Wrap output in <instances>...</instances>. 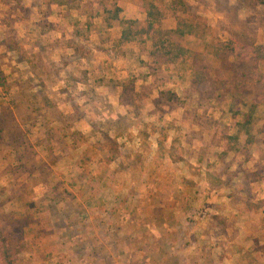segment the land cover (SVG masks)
I'll return each mask as SVG.
<instances>
[{
  "label": "crops",
  "instance_id": "obj_1",
  "mask_svg": "<svg viewBox=\"0 0 264 264\" xmlns=\"http://www.w3.org/2000/svg\"><path fill=\"white\" fill-rule=\"evenodd\" d=\"M84 4L87 5V8H83ZM97 5L94 2L86 3L85 0H0V31L2 33L0 40L11 36L16 42L21 44L25 54L30 55L32 59L44 61L50 67L53 65L51 57L58 51L63 53L57 54V60H55L61 61L60 63L56 62L61 66L57 69L45 71L39 67H30L20 58V53L14 50H6L3 47L6 54H14L17 62H24L26 65L25 71L22 73L18 72V70L13 72V75H17L14 78L16 83L20 81L18 79L25 77L28 80L26 87L29 91H43L45 94L49 91L55 92L53 97L48 95V98L43 100L49 106L44 107L43 114L48 113V110L51 109L50 113L56 111L57 116L50 117L47 114L48 118H45V122L55 125L53 126L55 130L63 131L65 127L60 128V124L66 121L72 124L71 130H80L93 141L99 139L102 133L105 132L115 137L121 145V150L124 151L123 156L105 165L95 158L93 163L95 168H91L90 172H86L85 178L81 177L78 180L81 188L77 189L78 192L76 194L74 193L71 197L61 194L63 198L51 196L50 202L56 201L67 206L68 198H70V203L75 201L82 206L84 203L89 202H94L96 205L103 204L104 199L98 198L100 193L103 192L102 190L113 186L119 177L122 176L124 178L125 174H131L132 172H138L139 175L143 174L141 181L140 178L138 180L139 185L143 182L145 173L150 172V179H155L156 182H153L154 186H159L162 182L158 183L156 177L162 168L158 167L155 163L157 161L153 159L154 156H156V159L159 155L161 156L159 148L161 149L162 146H165L166 149L170 146L174 147V151L181 154L186 160L187 167L185 169H188L190 167L189 164L194 165V163L186 157V153L181 149L182 144H179V141L185 140L186 152H192L193 155L197 154V156L204 158L208 154L205 150L208 146L204 142L205 136L210 135L212 131L210 126H205L203 121L194 120V117L201 118L202 116L199 115L206 113V116L208 115V117L212 118L214 116L208 114L211 108L220 107L221 105V111L222 108L226 110V107H228L227 110L229 111L230 106V103L222 100L223 97H221V101L215 99L219 92H213L205 96L194 89L191 83L193 74H190L192 70L191 68L187 69L185 64L188 57L184 61L158 66L147 54L148 51L144 52L143 47L138 45L137 47L135 45L129 46L130 43L118 44L119 46L114 49H102L97 46L99 44L96 40L98 35H101L100 38L102 39L103 35L106 36V33L107 35L110 34L109 31L112 28L118 27L119 32L117 35H113L118 41L121 32V26L116 22H111L110 26L107 27L105 22L106 13L104 11L107 8H102L99 11ZM117 6L120 8L118 15L121 19L135 20L145 17L144 12L139 13V7H136V9L133 5L125 3V0H118ZM96 25L104 30L99 32V29H95ZM88 26L89 29L85 30L86 32L82 35L79 27L86 28ZM93 38L95 39L94 41ZM82 43H87L85 45L89 46H81ZM81 47L85 49L84 54H80ZM65 51H67V54H64ZM191 55L189 54V56ZM191 60L193 61L192 57ZM188 72L190 80L188 84H185V87L173 88L172 86L171 88L170 81H177V79L182 81ZM229 73L231 72H226L228 75ZM179 89L181 92H179ZM166 91H170L173 94V98L168 99L163 93ZM194 96L196 97L195 100ZM225 96L227 97V95ZM79 103H81L80 108H78ZM68 107H70V110H68ZM145 107H150L149 111L151 114L148 116L144 114ZM52 108L55 110H52ZM75 108H77V113H75ZM239 109L241 113L246 112L242 108ZM190 111L193 112L192 117L189 114ZM40 116L42 115L40 114ZM239 116V114L236 116L230 114L228 117L225 113L224 116H221V119L218 118L213 121L217 127H221L223 139H225L222 142L223 155L226 156V154L230 153L233 155V162L223 164V172L218 176L223 183H220L219 186L213 185L209 169L205 168H202L196 177L192 175L189 179L185 175L186 180L183 183L186 189L189 186L200 187L201 192L208 189L211 194L216 192L223 194L224 191H228L226 198L233 207L231 209L232 212L235 214L236 211L241 213L246 210L253 216L251 223L253 225L249 226L250 231L245 232V235H250L252 245L250 248L245 247V250L243 246H240L242 244H236L238 242L234 238L237 235V216H233V222H228V225L224 226L223 230L213 225L211 231L214 232H209V235L210 233L213 235L211 238L226 242L222 243L221 256L217 261H213L212 264H243V262L247 264L243 256H240V254L243 255L244 253L249 254L251 264H264V241H262L264 240V145L262 143L263 133L261 132L264 120L262 128L259 130V136H255L253 130H251L254 138L253 142L246 144L244 141L242 147L248 153L249 160L253 161L251 166H244L240 159L242 148L240 146L238 148V145L231 147L228 143L230 137L231 140H234V137H237L236 140H238L240 135L244 136L246 140V135L239 131L237 125L241 121ZM173 117H176L177 120L173 121ZM224 117H227L228 121ZM169 118L172 122H165V119ZM254 118L257 120L255 113ZM162 125L166 128L164 129ZM195 131V137H191ZM60 140L63 141L61 136L57 138L56 146H52L54 140H50L48 144L43 145L44 148L48 149V156L52 154L57 157L51 163L47 159H43L47 161L50 169L54 165L56 169L60 168L61 162L65 160V147ZM66 141L70 142V140ZM176 148L178 150H175ZM69 151L79 152L80 149H70ZM34 161L36 164L38 160L35 158ZM197 162L199 161L197 160ZM169 164H172V170H175L174 165L181 164V162L170 163L169 161ZM169 169L171 170V168ZM137 177L139 176L137 175ZM48 179H38V183L44 186L56 185ZM11 180L14 181L15 179ZM17 181H20V178ZM83 182H86L90 187L89 196L85 195ZM148 183L150 182L145 181L143 186L148 185ZM174 183L175 180H172L171 186H174ZM51 189L53 190V188ZM189 189L187 190L189 191ZM186 193L188 194V192ZM149 195L148 197L157 198L154 193L151 196ZM136 196H138L139 200H142L140 195L131 197L128 194L121 197L116 194H109L105 199L107 203L121 205L120 216L116 217L124 220V218L127 219L129 217V214L125 211V206L122 204H126L130 198H135ZM184 196L186 197L185 199H188V196ZM43 199L47 200V198ZM181 200L184 199L181 198ZM145 201L147 200L143 199V202ZM245 205H248V208ZM55 208L60 212L58 206H55ZM62 210L65 211L64 208ZM116 212L118 213L119 211ZM74 215L78 219L75 228L79 229L80 227V229H83L84 226H79L81 224L79 219L85 217L84 215H87V212L74 211ZM114 215L115 208L112 212L107 211L106 207L103 210L97 209V211H93L88 217L90 221H93L91 229L97 235V238L94 242H87L81 235V231L76 230V233L81 235L78 241L80 248L92 250L93 252H103L104 254L109 250L127 251L130 252L131 256L135 252H140V249L141 251L145 250L140 240L145 241L147 232H144L140 225H137L139 218L137 220L135 218L131 219L132 226H126L124 223L121 226H117L113 222L115 221ZM103 216H105L103 219L109 223H106L107 226L105 228L102 225H97L102 223L101 217ZM152 219L157 221L166 220L167 218L161 215L155 219V215H148V220ZM94 222H96V225ZM198 225H200L199 222ZM199 230L194 227L190 232H187V236L190 237V243L194 244L197 249L202 237L197 234ZM177 231L181 234L184 232V230L179 229ZM203 236L206 237V235ZM195 237L198 240L191 241ZM98 238L99 241H97ZM158 243L159 246L155 245L154 250L158 251L161 249L162 242L158 241ZM192 244L187 245L191 247ZM171 252V258L173 259L170 257L163 260L144 259V257L137 260L132 257L124 260L96 258L91 262L85 261L83 264H196L195 261L187 259L186 249H177V246L173 245L171 246ZM226 255L229 256L226 257ZM236 255L237 258H235Z\"/></svg>",
  "mask_w": 264,
  "mask_h": 264
},
{
  "label": "rangeland",
  "instance_id": "obj_2",
  "mask_svg": "<svg viewBox=\"0 0 264 264\" xmlns=\"http://www.w3.org/2000/svg\"><path fill=\"white\" fill-rule=\"evenodd\" d=\"M85 2L97 3L99 11H101L102 8H110L108 2L101 0H85ZM154 2L162 9H165L169 0H154ZM186 2L189 4L192 11L202 15L206 19L208 30L201 39L193 36H186L182 42L183 46L187 49L189 54H209L208 56L204 55L200 59L193 61L191 60V56H189L185 63L187 69L191 68L192 72L190 74H193V79L195 80H198L201 76H203V78L220 77L228 80L232 73L233 77L238 76L240 73H248L252 75L254 79L256 77L257 82L255 90L256 93L262 97L263 103L258 105L254 110L257 120L254 118L252 130L255 136H259V130L262 128L261 126L264 120V61L263 59L258 61L257 71H255L252 67V61H237V57L234 54H252L255 57L259 56L261 58L264 56V4L257 3L255 0H186ZM125 3L131 4L135 8L139 7V13H142L140 10L141 0H125ZM83 8H87V5L84 4ZM166 14V18L162 21V27L173 28L175 20L168 12ZM145 18L146 16L135 20L143 23ZM88 29L89 26L86 28L79 27L82 35H84ZM95 29H99V32L104 30L97 25ZM118 30V27L112 28L109 31L110 34L107 35L106 33V36L103 35L102 39L100 38L101 35H98L96 37L99 43L97 46L102 49H114L118 47V41L113 37V35H117L119 32ZM1 34L0 31V38ZM94 40L93 38V41ZM74 43L76 44L75 41ZM85 44L82 43L81 46H89ZM105 45H107V47H105ZM132 45L143 47L144 52L150 49V41L143 36L138 37L136 41L129 44V46ZM0 48V70L5 75L6 81L9 84L7 90L0 88L1 218L4 224H10L12 228L20 226L18 224V218L23 217L25 214H30L33 220L23 225L24 236L31 239L32 247L19 255L16 264H83L85 261L91 262L96 258L111 260L115 258L124 260L131 257L136 260L142 257H144V259L163 260L167 257L171 258V246L173 245H176L177 249H186L187 259L195 261L196 264H212L213 261H217L221 256V251L223 250L222 243L226 242L211 238L213 237L211 233L214 232L211 231L213 223L223 230L225 226L223 222H226V224L227 222H233V216L238 217L236 221L237 235L234 237L238 242L236 244H242L240 246H243L244 250L245 247H251L252 239L250 235H245V232L250 231L249 226L253 225L251 224L253 216L249 212H246V210L241 213L236 211L234 214L231 210L233 207L226 198L228 191H224L223 194H221V192L211 194L208 189L201 192L200 187L196 188L189 186L190 189L187 188L189 189L188 191L185 186H183L184 180H186L185 175L188 176L189 179L192 175L196 177L200 170L205 168L207 170L209 169L211 179H217L219 174L223 172V164L233 162L232 153L226 154V156L223 155L224 149H222V142L225 139H223L222 129L220 126L217 127V125L213 123L214 120L216 121L218 118L221 119V116H224L225 113L228 117L232 114L227 110L228 107H226L227 111L223 110V108L221 111V105L220 107L211 108L208 114L215 118H210L208 115L206 116V113H199V116H202L201 118L194 117V120L203 121L205 126H210L212 131L210 135L205 136L204 142L208 145L205 150L208 154L204 156V158L197 156V154L193 155L192 152H186L185 140L179 141V144H182L181 149L186 153H184L186 157L194 163V165L189 164L190 167H188V169H185V167H187L185 159L181 164H175V170H172V164H169L170 160L166 155H159L157 159L156 156H154L153 160L157 161L155 163L158 167L162 168L161 172L156 177L158 183L162 182L159 186H154L153 182H155V179H150V172L145 173L143 182L139 185L138 180L140 178L141 181L143 174L141 173L139 175L138 172H132L131 174H125L124 178L122 176L119 177V179L114 182L113 186H109L102 190L103 192H101L98 197L99 199H104L101 205L89 202L84 203L82 206L75 201L70 203V198H68V206L56 201L50 202L51 196L63 198L61 194L70 197L74 193L76 194L78 192L77 189L81 188L79 187L80 181L78 180L81 179V177L85 178V173L90 172L91 168H95L93 164L94 161L89 162L85 167H81L79 164L81 149L79 152H71L67 145L69 142L65 141V143L60 140L64 143L66 152L65 160L61 162L60 168L56 169L55 165L52 166V169L49 168L47 161L51 163L55 161L57 157L52 154L48 156V149L44 148L43 145L48 144L50 140H54V144L51 145L56 146L57 138H60V136L62 138V134L65 133V130H55V127H53L55 125H50L48 122H45V118H48V115H50V117H56V111L50 113L51 109H49L48 113H44L45 116H43L44 107H49L48 104L42 100V96L45 93L43 91H29L26 87L28 80L25 77L18 79L20 81L16 83V79L14 78H16L15 76L17 75H13V72L18 70V72L22 73L25 71L26 65L24 62H17V58L14 54H6L4 48ZM233 49L234 51H232ZM66 52L67 51H65L64 54H67ZM69 52H71V50H69ZM84 53L85 49L81 47L80 54ZM57 54L63 53L58 51L51 57V62H53L52 67L48 66L44 61H41V64L39 60L33 58L35 65L45 71L48 69H57L61 66L56 63H60L61 61H55L57 60ZM211 54H228L227 61L222 62L212 57ZM230 69H232L233 72L229 73V75L226 74ZM182 71L184 72V70ZM190 74L188 72L187 76H184L182 81H179V79H177V81H170L169 84H171V88L172 86L173 88L185 87V84L189 83ZM16 86L17 88H15ZM179 92H181L180 89ZM54 94L55 92L52 91L46 92V98H48V95L53 97ZM218 94L219 95L215 96V99L221 101V97H223L222 100H226V102L231 104V97L229 94H225L227 97L224 93L223 95H221V92ZM252 97V94L245 97L243 101L239 103L240 105L238 104V108L247 110L252 101ZM193 98L194 100L196 99L195 96ZM80 104L81 103H79L78 108H80ZM149 108L150 107L144 108V114L146 116L151 114ZM76 109L77 108H75V113H77ZM52 110L55 109L52 108ZM68 110H70V107H68ZM40 114L42 116H40ZM189 114L191 117L193 116V112L190 111ZM239 115V120H242V114ZM224 119L228 121L227 117H224ZM170 120V118L165 119V122L171 123L172 121ZM172 120L174 121L177 119L173 117ZM66 124L67 129H71L72 124L69 125L66 121L60 124V128H63ZM162 126L164 129L166 128L164 125ZM194 135H196V131L190 136L195 137ZM244 141L245 137L240 135L238 140H229L228 143L231 147L236 145H238V148L241 147L242 154L240 159L242 162H240L243 163L244 166H251L253 161L249 160L248 153L242 147ZM89 142H93V139H90ZM164 148L166 147L164 146ZM35 158L38 160L36 164L34 161ZM43 159H47V161ZM197 160L199 162H197ZM170 163L173 162L170 161ZM169 168H171L172 171ZM137 175L139 177H137ZM18 178H20V181H17ZM47 178L56 185L44 186L38 183V179L47 180ZM11 179L15 180L12 181ZM172 180H175L174 186H171ZM145 181H149L150 183L143 186ZM83 183L85 195L89 196L90 187L86 182ZM37 184H39L38 187H36ZM148 187L150 188L148 189ZM51 188H53V190ZM152 190L155 191L152 193L157 195V198L148 197ZM109 194H116L120 197L125 194L131 197L140 195L142 200H139L138 196H136L135 198H130L129 202L126 204H122L125 206V211L128 212L129 217L121 220L116 217L120 216L122 209L121 205L107 203L105 197ZM151 194L149 196H151ZM228 194L230 195V193ZM184 195L188 196V199H185L186 197ZM43 198H47V200ZM181 198L184 200H181ZM143 199L147 201L143 202ZM55 206L60 208V212H58ZM105 207L109 212H112L115 208V221L113 222H115L117 226H121L122 223L126 226H132L131 219L135 218L137 220V218H139V221L137 220V225H140V228H142L144 232H147L145 241L140 240L145 250L141 251L140 249V252H135L131 256L130 252L127 251L109 250L104 254L103 252H93L92 250L80 248L78 241L81 235L87 242H94L97 238V235H95L91 229L93 221H90L88 216L93 211H97V209L103 210ZM245 207L248 208V205H245ZM62 208H64L65 211L62 210ZM74 211L87 212V215H84L85 217L79 219L81 221L79 226H84L83 229H80V227L79 229L75 228L78 219L76 215H74ZM116 211L119 212L117 213ZM150 214L155 215V219L156 217L159 218L161 215L166 216L167 219L157 221L153 219L148 220V215ZM66 216L70 217L67 218ZM9 218L13 219L12 223L7 222ZM103 218H105V216L101 217L102 223H98L97 225H102L105 228L108 222ZM198 222L200 225H198ZM94 223L96 225V222ZM194 227L200 229L197 234L202 236L199 241L198 249L195 248L194 244L190 243V237L187 236V232H190ZM178 229L184 230V232L182 234L178 233ZM76 230H80L81 235L76 233ZM209 232H211L210 235ZM203 235H206V237ZM196 239L198 240V238L195 237L191 241ZM157 240L162 242V247L158 251L154 250L155 245L159 246ZM97 241H99V238ZM187 244L192 245L188 247ZM228 256L226 255V257ZM240 256H243L247 264H251L249 254L244 253L243 255L240 254ZM235 258H237V255ZM244 263L245 262H243V264Z\"/></svg>",
  "mask_w": 264,
  "mask_h": 264
},
{
  "label": "trees",
  "instance_id": "obj_3",
  "mask_svg": "<svg viewBox=\"0 0 264 264\" xmlns=\"http://www.w3.org/2000/svg\"><path fill=\"white\" fill-rule=\"evenodd\" d=\"M108 2L110 8L105 9V22L107 27L111 22H116L121 26L120 37L118 44L131 43L136 41L138 37H145L150 41V49L148 50L149 56L155 62L156 65L161 64L170 65L178 61H184L189 57L187 49L183 46V39L186 36H193L201 39L204 37L208 30V24L206 19L191 10L186 0H169L165 9H162L154 0H141L140 10L145 13V20L140 23L138 20L133 19H121L119 18L120 8L117 6L118 0H101ZM257 3L264 4V0H255ZM169 13L175 20L173 28L162 27V21L166 18V13ZM0 47H4L6 50H14L19 54L20 58L25 61L30 67H38L35 65L34 59L30 55L25 54L21 44L15 41L11 36H7L0 40ZM234 51V49L232 50ZM204 55L209 54H197L191 55L193 60L200 59ZM228 54H211L222 62L227 61ZM237 57V61H252V67L257 71L258 61H264V56L255 57L252 54H234ZM39 60L41 63L40 59ZM42 64V63H41ZM232 65V64H229ZM230 72H233L230 69ZM228 80L223 78H203L201 76L198 80L193 79L192 85L194 89L202 95H210L213 92H221L229 94L231 97V104L229 111L233 116L242 114V120L238 122L239 131L246 135L245 143L249 144L253 142V136L251 134L252 124L254 123V110L262 104V97L256 93L255 87L257 78L248 74L240 73L238 76H232ZM9 87L6 77L0 70V88L7 90ZM168 99L173 98V94L170 91L163 92ZM253 95L252 101L247 108L246 112L241 113L238 108V104L243 101L245 97ZM46 99V94L42 96V100ZM70 125V124H69ZM65 127V133H63V142L70 140L67 144L72 150H79V164L81 167H85L89 162L94 161L95 158L103 165L109 164L120 156L124 155V151L121 150V145L117 142L115 137L103 132L99 139L93 142H89L88 135L83 134L80 130ZM63 127V128H64ZM67 129V130H66ZM263 133L262 143L264 145V126L261 130ZM237 137H234L236 140ZM231 140V137H230ZM66 143V142H65ZM175 150H178L177 148ZM161 156L164 154L172 162H182L184 158L181 154L174 151V147L170 146L168 149L159 148ZM159 152V153H160ZM211 182L215 186H219V178L211 179ZM2 217V210L0 209V264H16L19 255L27 251L32 247L31 239L24 236L23 225L28 222H32V216L25 214L23 217L18 218L19 225L16 227H10V224H4ZM220 219V218H219ZM13 219H7L8 223H12ZM225 226L228 225V222ZM9 225V226H8ZM214 226H217L213 223ZM22 227V228H21ZM218 227V226H217Z\"/></svg>",
  "mask_w": 264,
  "mask_h": 264
}]
</instances>
